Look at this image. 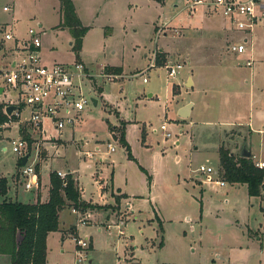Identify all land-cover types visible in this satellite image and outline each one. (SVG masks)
I'll return each mask as SVG.
<instances>
[{
    "label": "rangeland",
    "instance_id": "1",
    "mask_svg": "<svg viewBox=\"0 0 264 264\" xmlns=\"http://www.w3.org/2000/svg\"><path fill=\"white\" fill-rule=\"evenodd\" d=\"M72 1L88 27L78 58L73 35L58 27L59 0H0V27L13 26L20 39L28 37V28L39 30L43 62L82 63L86 77L74 82L97 100L89 102L73 134L70 128L60 135L44 123L46 140H61L53 141L58 149L52 162L44 141L37 146V138H26L29 127L23 134L17 121L0 125V179L6 180L0 202L36 199L37 192L24 189L20 156L12 151L11 140L20 133L30 145L28 163L46 183L39 194L47 193L51 172L78 169L86 195L95 192L97 173L114 198L86 199L91 217L78 231L74 207L65 206L58 228L67 236L47 235L49 264H75V234L89 239L80 264H264V189L253 197L246 184L220 186L198 173L201 165L219 170L220 146L235 155L246 146L253 161L264 162V18L243 32L221 13L202 4L190 8L186 0ZM244 37L245 53L226 50ZM159 56L161 66L155 63ZM165 65H181L175 78H167ZM106 68L121 73L105 74ZM191 103V115L181 118L179 108ZM122 129L129 151L120 141ZM108 142L113 152H107ZM79 145L95 151L93 159H80ZM213 178L223 180L220 174ZM0 264L11 263L0 255Z\"/></svg>",
    "mask_w": 264,
    "mask_h": 264
},
{
    "label": "built area",
    "instance_id": "2",
    "mask_svg": "<svg viewBox=\"0 0 264 264\" xmlns=\"http://www.w3.org/2000/svg\"><path fill=\"white\" fill-rule=\"evenodd\" d=\"M190 8L202 4L214 12H219L229 22L235 31L251 32L255 23L264 18V0H186ZM8 11V7H3ZM27 38H18L13 30V26L0 27V104L3 105V112L7 106H14L10 114H6L8 122L17 121L19 130L25 126L31 129L27 132L29 138H37L32 143L39 146V141H43L48 130L44 125L49 122L51 126L61 132L66 128H74L83 121V113L92 98L84 95L81 86L74 82V79L86 77L82 63L73 64H45L40 52L41 39L40 31L35 28H28ZM247 38L244 37L239 42H229L226 50L234 55H240L247 51ZM12 42L10 46L9 43ZM6 52H9L8 55ZM251 65L250 60L245 62ZM154 67V63L150 64ZM181 65H165L167 78L173 79L178 73ZM146 81L145 77L142 78ZM9 90L17 93V98L9 97ZM26 115H23V114ZM2 125V126H3ZM22 125V126H21ZM160 130L165 138L170 136L165 123L160 125ZM31 143V144H32ZM12 151L20 156L29 154V142L22 138L20 133L17 138L11 140ZM107 148L114 150L109 142ZM39 154V148L37 147ZM84 157L91 159L94 152L82 151ZM29 160V157H28ZM259 168H264V162L255 161ZM198 173L205 176L208 182H217L220 186L225 181L214 179L218 176L219 170H214L211 166L201 165ZM61 178H66L67 172L57 171ZM20 175L23 178V186L27 191H37L40 189V178L35 166L31 163L21 165ZM197 177H199L197 175ZM72 212L78 217L77 225H87L89 215L85 211L72 208ZM77 249L75 250V264L86 262V250L89 247V239L77 237Z\"/></svg>",
    "mask_w": 264,
    "mask_h": 264
},
{
    "label": "trees",
    "instance_id": "3",
    "mask_svg": "<svg viewBox=\"0 0 264 264\" xmlns=\"http://www.w3.org/2000/svg\"><path fill=\"white\" fill-rule=\"evenodd\" d=\"M59 11L61 20L58 27L67 28L73 35V48L78 58L88 27L83 26L72 0H59ZM155 63L162 65L160 56L155 58ZM105 70L108 71L107 68ZM120 71V68H116L115 74H120ZM6 122L8 117L0 104V125ZM119 134L121 143L129 151L123 129ZM26 138L29 140L28 135ZM128 154L131 157L130 153ZM218 155L219 174L223 181L230 184H246L249 196L261 195L264 189V168H259L252 157H243L240 153L235 155L223 146L219 147ZM18 164L21 165L20 158ZM147 177L150 181L151 176ZM49 179L48 198L44 202H0V255L7 256L11 264H47L46 238L48 233L58 230L59 211L65 206H73L79 210L90 207L81 198L79 188L70 173L64 180L56 172H51ZM5 193L6 180L1 178L0 194Z\"/></svg>",
    "mask_w": 264,
    "mask_h": 264
},
{
    "label": "crops",
    "instance_id": "4",
    "mask_svg": "<svg viewBox=\"0 0 264 264\" xmlns=\"http://www.w3.org/2000/svg\"><path fill=\"white\" fill-rule=\"evenodd\" d=\"M208 9V8H207ZM44 63V62H43ZM46 64V63H45ZM108 73L109 74H115V72L114 73H110L109 71H108ZM105 74H107V72L105 73ZM115 75H120V74H115ZM191 77L190 76H188V78H187V80H189ZM192 79V78H191ZM186 80V81H187ZM185 81V82H186ZM93 103V102H92ZM96 103H97V100H96ZM96 105V104H95ZM183 106H185V105H183ZM182 106V107H183ZM182 107H180L179 108V112L181 111V108ZM192 109H193V106H192V103H191V105H190V108H189V110H188V116L189 115H191V112H192ZM128 122H133V123H135V121H128ZM80 126V125H79ZM66 129H70V128H66ZM66 129H64V130H66ZM25 129H20L19 131H21V132H25L24 131ZM63 130V131H64ZM71 132H72V134L74 133V130H75V127L74 128H71ZM63 131L61 132V134L60 135H62L63 134ZM111 132H115V131H111ZM47 137V136H46ZM44 142H42L43 143V146L44 145H46V146H48V148H52V149H54V151H52V152H49V150H48V148H45L46 149V151L51 155H53L54 154V156L52 157V159H51V162L55 159V158H57V155L55 156V149H56V151H57V147H56V144L53 142V141H61L60 139H58V140H55V138L54 137H52L51 139H49V140H46V138L44 137V140H43ZM47 141V142H46ZM176 143H178V141H176ZM112 145V144H111ZM82 146H77V152H78V155H79V158L80 159H83V158H86V157H84L83 156V154H82V151L83 150H81V149H79V148H81ZM107 147V146H106ZM3 150H5V147H3L2 148ZM99 148L98 147H96V150H98ZM250 149V151H251V154H252V149L251 148H249ZM115 150V149H114ZM113 150V151H114ZM113 151H110V150H108V148H107V152H113ZM91 152H94V154H95V151H91ZM94 157V156H93ZM93 157L91 158V159H93ZM251 157H253V155L251 156ZM88 159V158H87ZM49 163V161L47 162V163H44L45 165H47ZM42 165V164H41ZM40 171H41V167H40ZM57 171H61V170H57ZM57 171H55V172H57ZM67 173H70V175H72L73 177H74V181L76 182V184H77V186H78V188H79V192H80V195H81V198L83 199V200H85L86 201V199H90L91 197H93L94 198V200H101L102 198H104L105 200H107V198H109L110 199V197L112 198V200L111 201H113L114 200V198H113V196L111 195V193H112V191H109V187H108V184L107 183H105L104 182V180L102 179V178H100L99 177V175L97 174V173H95L93 176H92V178L94 179V182H95V184L94 183H92V186H95L94 188H95V192L94 191H91L90 192V194H89V196L88 195H86L85 194V192H84V187L80 184V174H79V172H78V169H76V171H72L71 169H68L67 170ZM39 174V173H38ZM39 178H40V189L39 190H37V191H33V192H37V195H36V199H34L33 200V202H31V203H34V202H36L37 200H38V198H39V201H41V202H44V201H46L47 200V198H48V189H49V187L47 188V193L45 194V195H41V194H39L40 193V191H41V189H42V187L43 186H45L46 185V183H43V181H42V178H41V173L39 174ZM48 182H49V177H48ZM48 182H47V184H48ZM106 187V189L109 191V192H104V188L103 187ZM119 194V193H118ZM121 194V193H120ZM119 194V195H120ZM122 196V195H121ZM109 203H112V202H109ZM114 203H112V205H113ZM65 209V207L62 209V210H64ZM62 210H60L59 211V213H58V216H60V212L62 211ZM81 211H85V210H81ZM86 212V211H85ZM71 213H72V215L75 217V222L78 220V217H77V215L75 214V213H73L72 212V210H71ZM86 213H88V212H86ZM95 214H99V212H95ZM88 215H89V219H88V223H89V221H90V217H91V214L90 213H88ZM58 221H59V218H58ZM74 222V223H75ZM77 223V222H76ZM118 223H120V224H124L125 222H123V221H118ZM73 223H71L70 225H72ZM59 225H61L60 224V222H59ZM62 226V225H61ZM80 226H83V225H77V231H78V227H80ZM64 227V226H63ZM106 227H109V225L108 224H106ZM57 231H60L61 233H62V236H61V238H62V240L64 239V237L65 236H67L65 233H63V231L61 230V229H59L58 228V230ZM77 231H74V233H72V232H68V233H70V234H75V233H77ZM52 232H55V231H52ZM51 233V232H50ZM50 233H48V235L50 234ZM67 233V234H68ZM78 236H77V234H75V238H77ZM47 256V255H46ZM5 257H7V256H5ZM73 257H74V260H75V251L73 252ZM8 258V257H7ZM46 262H47V259H46ZM89 263H91L92 262V260L90 259L89 261H88ZM47 264H49L48 262H47Z\"/></svg>",
    "mask_w": 264,
    "mask_h": 264
},
{
    "label": "water",
    "instance_id": "5",
    "mask_svg": "<svg viewBox=\"0 0 264 264\" xmlns=\"http://www.w3.org/2000/svg\"><path fill=\"white\" fill-rule=\"evenodd\" d=\"M1 91H2V88H0V92H1ZM92 102H93V104L95 105V104H96V99H95V98H92ZM190 105H191V104H187V105H185V106H183V107L181 108V111L179 112V115H180L181 118H187V117H188V110H189V108H190ZM13 109H14V106H12V105L7 106V107L5 108V112H6V114H10L11 111H12ZM240 154H241V156H243V157H251V156H252L250 149H249V148H246V146H243V148H242ZM28 157H29V154H26V155H24V156H22V157L20 158V161H21V165H22V166L25 165V164L27 163V161H28Z\"/></svg>",
    "mask_w": 264,
    "mask_h": 264
}]
</instances>
